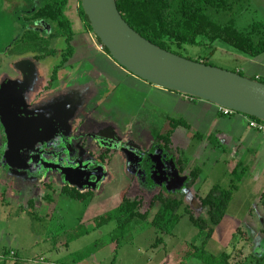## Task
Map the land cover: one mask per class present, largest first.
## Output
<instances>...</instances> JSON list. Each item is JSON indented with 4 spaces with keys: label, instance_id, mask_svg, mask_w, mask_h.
<instances>
[{
    "label": "rangeland",
    "instance_id": "1",
    "mask_svg": "<svg viewBox=\"0 0 264 264\" xmlns=\"http://www.w3.org/2000/svg\"><path fill=\"white\" fill-rule=\"evenodd\" d=\"M263 3L264 0H247L249 11L238 18V28L244 30L255 20L264 21V8L261 7ZM22 5H24L23 0L7 1L5 8L10 10L14 6ZM66 14L71 19L76 33L88 34L87 26L80 15V8L75 9L71 4L68 6ZM18 24L20 23L18 22ZM90 34L95 43H100L92 32ZM18 38L19 36L16 35L15 39ZM7 39L8 36L3 31L0 35V42H5ZM199 42L200 44L197 46H184L181 49L172 46L171 50L191 61L203 59L210 66L233 73L242 72L241 74L245 77L251 76L247 70L252 68L250 73L257 71L264 82V69L248 62L253 58L222 41H217L212 46H209L204 38H200ZM80 46L81 48L84 47L83 42L80 43ZM11 47L14 49V46ZM50 47L51 49L52 47L67 48L64 38H60L55 45ZM3 55L0 54V67L4 66L3 69H10L12 63L19 65L25 59L31 60L35 57L31 53L24 56H13V58L6 57V61H4ZM59 62V58L49 57L45 61L35 64L36 71L39 73L36 89L31 94H26L27 101L32 107L37 108V106L40 107L48 103L49 98L41 99L39 92L49 83L50 76L54 73ZM56 91L57 94H67L62 85L57 87ZM124 94L122 93V95ZM125 99V96L118 99L112 94L104 104L100 103V108L93 113L87 122L80 126L78 134L81 136L84 132L97 134L100 140L108 139L106 144L113 149V155L109 158L111 161L106 178L95 189V196L93 195V198L87 202L82 203L67 196H61V190L65 185L62 178L55 173L47 181L48 184L44 182L40 184L28 183L27 177L24 175L21 181L18 180L23 185L22 187L11 179L3 177L1 179L3 168L1 166L3 164L0 150V262L4 260L5 252L9 251V259H14L18 253L26 261V264H180L188 253L189 244L199 246L202 244L205 234L193 226L189 216L185 213V208L190 207L196 213V217L200 216L207 219V209L203 207L199 197H203L210 190V186H206L204 183L205 174H202V178L198 179L197 183L189 175H182L183 185L178 188L174 187L172 182L164 185L151 182L148 179L151 174H154L152 167L154 164L151 163L145 164L142 171L132 174L130 167L126 166L127 162L124 164L126 156L123 147H130L133 164L137 163V157H139L137 153L140 154L141 151H143L145 160L147 158L154 160L156 154L160 164L165 170L170 171L172 177L177 172L175 164L177 149L163 152L164 144L157 140L160 136L166 138L171 131V124L166 120V113L162 104H160L161 110L145 106L141 115L136 118L132 125L126 124L124 115L120 116L114 113L113 106L118 104L121 105L120 108L125 110L123 108L126 103ZM155 110L156 112H154ZM104 118H114L118 122L123 121L124 123L117 126ZM104 132L109 133V135L102 137L101 133ZM181 133L185 132H180L181 140H175L176 146H185L189 150L187 151L189 155H197L198 143L190 140L189 132H187L188 134ZM212 151L211 148L205 149L198 156L199 163L191 161L189 172L196 165L200 166L203 163H207L205 167L203 165V172L215 166L217 157L208 158ZM133 175L139 177V180L136 179L134 182ZM229 185L230 183L225 182L221 187L228 189ZM131 186L133 191L130 189ZM158 192H164L166 195L181 199L185 203V207L180 211L181 223L176 227L174 235L165 238L164 245L159 248L154 247L157 238L160 236L151 223L158 210L154 208L149 221L143 227L131 232L119 243L100 247L92 257H87L94 251L95 242H107L108 235L116 226L115 223H112L100 231L94 230L93 220L96 217L118 207L125 193L130 198L140 196L149 204ZM47 196H50L52 201H47ZM30 199L34 201L35 209H30L28 206ZM256 208V204L252 200H248L244 192L234 195L227 211L226 216L228 218L224 222V226L219 230L217 229L215 236L207 246V251L215 256L223 253L230 254V264H255L256 258H264V221L261 219V215L257 213ZM251 209L255 211V214L247 217ZM230 218L242 226V230L236 233L235 238L230 233L231 228L227 227V223L231 221ZM258 224L263 228V233H261ZM84 229L89 230L88 235L81 236L78 240L67 245L73 237L83 232ZM80 259L82 261L79 263L78 260ZM186 264L202 263L192 258Z\"/></svg>",
    "mask_w": 264,
    "mask_h": 264
},
{
    "label": "trees",
    "instance_id": "2",
    "mask_svg": "<svg viewBox=\"0 0 264 264\" xmlns=\"http://www.w3.org/2000/svg\"><path fill=\"white\" fill-rule=\"evenodd\" d=\"M7 1L13 2L15 0H0V35L4 31L8 36L5 42H0V52H4L15 45V48L11 49L12 53H20L23 56L32 53L37 55L39 60H44L59 55V51L53 47L51 49L50 46L53 41L64 38L67 48L62 51L63 60L61 64L55 67V80L59 68H62L74 55L72 42L75 33L73 24L66 15L70 0H23L24 5L14 6L10 10L5 8ZM116 1L118 10L128 25L147 41L163 50L174 53L171 50L172 46L179 49L184 46H197L200 44L199 39L204 38L209 46L217 41H222L253 59L264 54V21L255 20L244 30L238 28V18L249 11L247 0ZM79 8L81 18L87 29L93 32L81 6V0ZM36 22H44L51 28V34L48 38L43 37L34 28L33 25ZM15 34L19 36L18 39H15ZM13 35L15 36L13 37ZM44 35H48V33L46 32ZM98 42L100 41L98 40ZM104 50L109 54L105 48ZM196 62L209 65L203 59ZM252 79L263 82L261 79ZM169 121L171 131L165 139L167 147L171 143L174 130L189 129V125L183 119H170ZM181 170L183 171L182 167ZM194 175L197 176L196 173ZM241 180L242 175H239L233 180L229 189L215 186L205 198H201L203 207L207 209V219L200 216L196 217L190 207L185 208V213L189 216L191 223L205 234V238L200 246L189 244L188 253L180 264H186L192 258L202 264H230V254L223 253L215 256L207 251V246L227 215ZM60 194L82 203L93 198L92 193H82L80 190L68 186L63 187ZM46 200L52 201V198L47 196ZM33 203V201L29 202L30 209L35 207ZM183 207H185L183 200L168 196L164 192L155 194L149 204L140 197L133 199L126 195L123 196L118 207L93 220L94 230L100 231L112 223H115L116 226L108 235L107 242H95L94 251L87 257H92L100 247L119 243L131 232L143 227L149 221L154 208L158 210L151 223L160 234L154 244V247L159 248L165 244L166 237L174 235L176 227L182 220L180 211ZM88 234L89 230L84 229L83 232L73 237L67 245ZM4 256V260L0 264H26V261L18 253L14 259L8 258L10 256L9 251H6ZM81 261L82 259L78 260L79 263ZM255 264H264V258H258Z\"/></svg>",
    "mask_w": 264,
    "mask_h": 264
},
{
    "label": "flooded vegetation",
    "instance_id": "3",
    "mask_svg": "<svg viewBox=\"0 0 264 264\" xmlns=\"http://www.w3.org/2000/svg\"><path fill=\"white\" fill-rule=\"evenodd\" d=\"M33 26L45 38H48L51 34V28L44 22H36ZM46 32L48 35H44ZM11 49L12 47L0 52V54H4V61H6V57L21 56L20 53H12ZM62 53L60 51L59 55L56 56L60 60L57 66L63 60ZM34 56L31 60L25 59L22 61V63L29 61L32 64L31 68L23 66L22 63L19 65L12 63L10 69H3L2 67L4 66L0 67V150L3 164L1 166L3 167L1 179L2 177L11 179L22 187L23 185L18 180L20 179L21 181L24 175L27 177L28 183L36 182L40 184L44 182L48 184L47 181L55 173L62 178L65 186L76 188L86 194L94 193L93 195L95 196V189L106 178L107 169L111 161L109 158L113 155V149L106 144L108 139L103 138V140H100L97 134L90 132H84L81 136L78 132L81 124L87 122L93 113L100 108V103L104 104L111 97V94H106L107 96L104 99L95 100L93 95H96V92H93L92 89L90 91L82 90L77 99L76 93L67 89V78L59 80L57 72L55 80L53 73L50 76L49 83L39 92L41 99L49 98L48 103L34 108L27 101L26 94H31L35 91L39 76L36 71V65L41 61H45V59L39 60L36 57L37 55ZM60 85L67 91V94L56 93V88ZM31 119H36V121L30 125L28 120ZM106 121L111 124L114 123V125L116 123L114 118L106 119ZM24 123L28 124V126L22 128ZM17 126H19L18 130H16ZM101 134L102 137L109 135L107 132ZM10 138L13 139L14 143L20 142L27 147L32 146L35 142H37V145L34 149L22 148L20 153H17L14 148L10 149ZM16 139L21 140L18 141ZM165 139L161 136L157 138L159 142L164 144L162 147L163 152L174 151L175 148L171 143L168 147L166 146ZM123 148L126 156L124 164L127 162L126 166L130 167L132 174L142 171L145 164L149 165L151 163L154 164L152 165L154 174H151L148 178L151 182L159 185L172 182L176 188L183 185V180L178 177L179 173L176 172L175 176H170V171L164 169L156 154L154 155V160H149L148 158L145 160L143 151L140 154L137 153L139 157H137L136 165L133 164V155L130 147L125 146ZM131 149L133 148L131 147ZM17 154H19V159ZM179 158V155H176L175 164L177 170L182 166ZM78 168L83 169L79 170ZM74 169L76 171H72ZM71 171L70 177L75 182L79 185L83 184V186L87 184V186L81 188L70 185L67 178ZM132 177L134 178L133 181L139 180L137 176L133 175ZM130 189L133 191L132 186ZM130 191L127 193L129 194ZM128 194L125 193L124 196L129 197ZM138 194L141 193L138 192ZM30 201L33 200L30 199Z\"/></svg>",
    "mask_w": 264,
    "mask_h": 264
},
{
    "label": "crops",
    "instance_id": "4",
    "mask_svg": "<svg viewBox=\"0 0 264 264\" xmlns=\"http://www.w3.org/2000/svg\"><path fill=\"white\" fill-rule=\"evenodd\" d=\"M71 4L75 9L79 8L80 0H70L69 5ZM261 7L264 8V3ZM74 33L72 42L74 55L58 71V78L59 80L67 78V89L75 92L77 99L82 90L90 91V89L96 92V95H93L95 100L104 99L108 94H114L118 99L125 96L126 103L123 107L125 110L120 108L121 105L119 104L115 105L113 109L115 114L125 116L126 124L132 125L136 118L141 115L145 106L161 110L160 104H162L168 123H170V119H183L189 125V129L179 128L172 133L171 145L177 149V155L182 162V166L177 170L178 177L182 179V175H189L197 183L198 179L202 178V174H205L204 183L206 186H210V192L215 186H222L225 182L230 183V188L233 180L242 175L239 189L234 195L244 192L247 199L256 204L257 213L261 215V219L264 221V136L249 127L247 116L241 114L224 116L219 107L209 102L187 98L144 82L120 67L106 53L100 43H95L90 36V31L87 35L86 33H76L75 30ZM81 42L84 44L82 48ZM55 44L56 41H53L52 46ZM56 50L60 52L65 48H56ZM248 62L264 69V54ZM250 70H247L248 74L251 75L248 78L262 79L257 71L250 73ZM122 93L125 94L122 95ZM90 94L92 95V93ZM115 121L117 126L124 123L123 121L118 122L116 119ZM181 131L185 132L181 134H188L187 132H189L190 140L198 143L197 155H189L187 153L189 150L185 146H176L175 140H181ZM209 148L213 151L208 158L217 157L215 166L203 172V165L205 167L207 164L203 163L200 166L196 165L189 172L190 164L193 161L199 163L198 156ZM209 192L203 197L199 196L200 199L205 198ZM249 211L250 214H247V217L255 214L253 209ZM227 218L228 216L223 219L217 228L218 230L224 226ZM230 220L227 227L231 228L230 233L234 238L236 233L242 230V226L233 218ZM258 226L263 233V228L259 224Z\"/></svg>",
    "mask_w": 264,
    "mask_h": 264
},
{
    "label": "water",
    "instance_id": "5",
    "mask_svg": "<svg viewBox=\"0 0 264 264\" xmlns=\"http://www.w3.org/2000/svg\"><path fill=\"white\" fill-rule=\"evenodd\" d=\"M81 6L100 44L120 67L134 77L184 97L206 101L264 122L263 82L191 61L152 44L123 19L116 0H81ZM22 65L32 66L29 61ZM35 121L31 119L28 123L31 125ZM26 126L28 124L24 123L22 128ZM10 141V149L14 148L17 153L22 148L34 149L37 145L35 142L27 147L20 142L14 143L12 138ZM72 171L67 178L70 185L87 186L75 182L70 177Z\"/></svg>",
    "mask_w": 264,
    "mask_h": 264
},
{
    "label": "built area",
    "instance_id": "6",
    "mask_svg": "<svg viewBox=\"0 0 264 264\" xmlns=\"http://www.w3.org/2000/svg\"><path fill=\"white\" fill-rule=\"evenodd\" d=\"M102 48H104L102 46ZM220 112L222 113V115L224 116H233L236 115L238 113L229 110V109H225V108H219ZM248 118V123H249V127L255 131H257L259 134H261L262 136H264V122L263 121H259L257 119L251 118V117H247ZM14 255V253H13Z\"/></svg>",
    "mask_w": 264,
    "mask_h": 264
}]
</instances>
